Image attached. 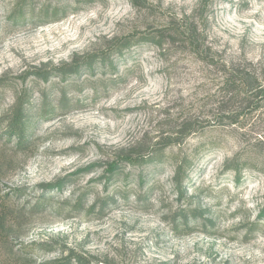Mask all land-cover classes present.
<instances>
[{
	"label": "rangeland",
	"instance_id": "374dc122",
	"mask_svg": "<svg viewBox=\"0 0 264 264\" xmlns=\"http://www.w3.org/2000/svg\"><path fill=\"white\" fill-rule=\"evenodd\" d=\"M257 88L264 0H0V264H264Z\"/></svg>",
	"mask_w": 264,
	"mask_h": 264
},
{
	"label": "trees",
	"instance_id": "16d2710c",
	"mask_svg": "<svg viewBox=\"0 0 264 264\" xmlns=\"http://www.w3.org/2000/svg\"><path fill=\"white\" fill-rule=\"evenodd\" d=\"M191 43H193L192 40H191ZM242 80L244 81V75L236 72L234 76H232L230 79L227 80V82H226L227 84H226V86H224V88L228 86L229 93H231L233 91L238 92V90L243 86ZM245 86H246V84H245ZM246 87H248V85ZM253 87H254V85H253ZM257 89H259V91L261 93L259 98L264 99V90L262 88H257ZM262 93H263V95H262ZM230 98L233 102L236 100V96H233ZM227 117H229V116H227ZM232 123L238 124L239 122L237 120H235V121H232ZM139 163L144 164L145 162L140 161ZM117 170H118V168H116V167L112 168L110 170L109 176L113 175Z\"/></svg>",
	"mask_w": 264,
	"mask_h": 264
}]
</instances>
